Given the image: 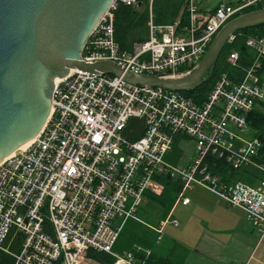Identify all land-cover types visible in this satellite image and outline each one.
I'll list each match as a JSON object with an SVG mask.
<instances>
[{"label":"built area","instance_id":"built-area-1","mask_svg":"<svg viewBox=\"0 0 264 264\" xmlns=\"http://www.w3.org/2000/svg\"><path fill=\"white\" fill-rule=\"evenodd\" d=\"M263 2L222 1L201 10L198 0H186L187 25L181 18L156 23L151 7L147 38L123 49L116 38L115 12L119 4L139 1L114 0L88 34L80 58L113 61L139 74L180 76L198 64L224 24ZM246 44L253 51L251 63L241 75L221 74L201 102L182 91L139 85L112 73L74 68L57 78L40 133L0 163V252L12 256V264H85L90 250L109 253L112 264H145L141 246L124 253L113 246L126 220L142 221L143 197L150 190L160 193L164 185L157 178L164 176L183 183L176 202L189 203L185 192L202 186L242 208L264 235V180L227 181L206 161L223 158L234 168L264 174L263 143L248 134L247 124L248 113L264 102V35H251ZM228 61L239 68V53L232 52ZM134 117L144 119V131L137 138L125 137ZM179 137L194 144L187 164L167 159ZM168 219L150 226L158 233L157 242ZM143 251L145 257L150 254Z\"/></svg>","mask_w":264,"mask_h":264},{"label":"water","instance_id":"water-1","mask_svg":"<svg viewBox=\"0 0 264 264\" xmlns=\"http://www.w3.org/2000/svg\"><path fill=\"white\" fill-rule=\"evenodd\" d=\"M113 1L0 0V163L40 133L51 112L55 81L71 69L191 91L212 76L223 46L234 33L264 23V6L241 13L223 25L202 59L186 74H139L113 61L88 63L80 58L88 34ZM144 126L143 118L134 117L123 135L137 138Z\"/></svg>","mask_w":264,"mask_h":264},{"label":"trees","instance_id":"trees-1","mask_svg":"<svg viewBox=\"0 0 264 264\" xmlns=\"http://www.w3.org/2000/svg\"><path fill=\"white\" fill-rule=\"evenodd\" d=\"M138 1V5L135 6L119 4L115 12L116 38L123 49H130L135 42L143 41L147 38V22L150 17L151 7L153 18L156 23L173 22L178 18H181L183 25H187L190 22L189 13L185 9L186 0H153L152 4L151 0ZM263 6L264 2L254 4L245 9L243 13ZM251 35H264V23L245 27L234 33L233 39H229L223 46L212 76L196 89L191 91H182V93L188 97L194 98L198 102H201L206 98V95L212 89L221 74L227 73L231 77H235V74L241 75V73H243V67H247L252 61L253 51L246 44L248 37ZM234 51L239 53V68H236L228 61L229 55ZM247 124L252 131H250L251 135L258 137L263 143L259 158L264 162L263 102L259 103L250 113H248ZM174 146L176 151H173L174 155L171 160L173 162H177L176 159L179 154L178 152L181 151L177 147V144H174ZM210 157L211 158H207L206 161H208L211 170L222 176L224 180H243L250 183H259L264 180V174L256 171L255 169L248 167L234 168L223 158L217 159L212 156ZM157 180L166 187L164 193L158 196L156 195L155 197V199L162 205V216L165 219L175 204L176 198L182 190L183 183L180 179L171 178L170 176L159 177ZM142 228H146L148 230L147 233H139L138 230ZM124 231L128 233V235ZM124 231H122L124 234H119L115 243L116 245L113 246L114 251L124 253L132 249H125L127 247L126 244L135 240L139 244L141 243L142 245L149 247L151 250V253L148 256L145 257V255H142L145 257V264H184L187 248H185L180 242L174 241L170 246L167 255L160 256L153 251L154 245L158 243V233L152 227L150 228L143 222L129 219L125 224ZM119 243L122 244L121 247L119 246ZM89 255L101 262H104L105 264H112L114 261V258L106 252L91 250ZM12 263V256L0 252V264Z\"/></svg>","mask_w":264,"mask_h":264},{"label":"crops","instance_id":"crops-1","mask_svg":"<svg viewBox=\"0 0 264 264\" xmlns=\"http://www.w3.org/2000/svg\"><path fill=\"white\" fill-rule=\"evenodd\" d=\"M174 144H177L181 151L178 152L177 162L174 161V163H189L195 153L193 142L188 138L179 137ZM174 150L176 151V148L173 145L172 150L167 154V159L170 161H172ZM165 190L164 185L160 193L150 190L143 197L142 203L148 204V199H151L161 208L157 224L143 222L149 227L159 226L164 220L162 205L155 197L164 193ZM185 195L190 198V202L183 204L175 201L167 216L169 219L163 227L162 239L153 247L157 255H167L170 246L177 241L187 248L184 264H264V235L250 222L242 208L228 205L218 195L202 186L188 189ZM173 220H177L178 223L175 224ZM126 222L127 220L124 222L122 231ZM122 231L120 234H124ZM147 231L146 228L138 230L139 233H147ZM164 241L167 244L162 247L161 243ZM121 245L119 243L120 247ZM126 245L125 249L141 246L143 249L150 250L149 247L135 240ZM143 249L140 252L141 260H145L142 256L145 255ZM89 252L85 264H105L90 256Z\"/></svg>","mask_w":264,"mask_h":264},{"label":"rangeland","instance_id":"rangeland-1","mask_svg":"<svg viewBox=\"0 0 264 264\" xmlns=\"http://www.w3.org/2000/svg\"><path fill=\"white\" fill-rule=\"evenodd\" d=\"M222 1H224L225 3L229 5H237L238 3L244 0H198V6L200 9H203V10H212L218 5V3ZM261 75H262V80L264 84V69L262 70ZM250 133L251 132L249 131L248 134ZM147 202L148 204H146L145 202L141 204L139 211H138V216L141 218L142 222H149L151 224H157L158 216L161 213V208L155 201L151 199H148ZM166 244L167 242L164 241L161 243V246L164 247Z\"/></svg>","mask_w":264,"mask_h":264},{"label":"bare ground","instance_id":"bare-ground-1","mask_svg":"<svg viewBox=\"0 0 264 264\" xmlns=\"http://www.w3.org/2000/svg\"><path fill=\"white\" fill-rule=\"evenodd\" d=\"M31 142V140L30 141H28V142H26L25 144H23L22 146H21V148H24V147H26L29 143ZM225 172V171H224Z\"/></svg>","mask_w":264,"mask_h":264}]
</instances>
